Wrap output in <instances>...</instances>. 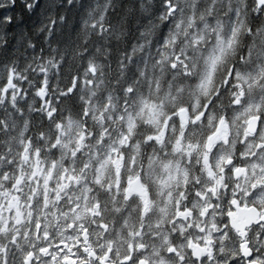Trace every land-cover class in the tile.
<instances>
[{
  "label": "clouds",
  "instance_id": "clouds-1",
  "mask_svg": "<svg viewBox=\"0 0 264 264\" xmlns=\"http://www.w3.org/2000/svg\"><path fill=\"white\" fill-rule=\"evenodd\" d=\"M0 264H264V0H0Z\"/></svg>",
  "mask_w": 264,
  "mask_h": 264
}]
</instances>
